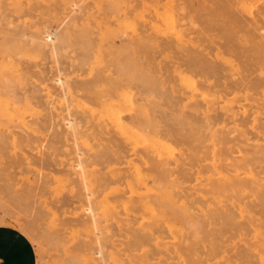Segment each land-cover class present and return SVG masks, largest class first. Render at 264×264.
I'll use <instances>...</instances> for the list:
<instances>
[{"label":"rangeland","instance_id":"obj_1","mask_svg":"<svg viewBox=\"0 0 264 264\" xmlns=\"http://www.w3.org/2000/svg\"><path fill=\"white\" fill-rule=\"evenodd\" d=\"M21 1L24 12L0 1V215L22 219L31 230L37 264H186L180 200L163 195L164 172L150 145V101H184L175 74L183 54L211 61L212 43L198 34L211 25L216 31L214 1ZM25 21L42 37L57 30L56 60L32 55L25 42L24 50L15 48L13 29ZM238 65L228 71L233 77L246 73ZM117 101L126 102L119 108ZM78 154L83 160L75 163ZM84 190L92 192L89 204L81 200ZM91 218L93 229H86Z\"/></svg>","mask_w":264,"mask_h":264},{"label":"bare ground","instance_id":"obj_2","mask_svg":"<svg viewBox=\"0 0 264 264\" xmlns=\"http://www.w3.org/2000/svg\"><path fill=\"white\" fill-rule=\"evenodd\" d=\"M213 1L215 33L213 28L212 33L208 30L212 25L208 29L207 26L201 29L200 27L205 23L199 25L201 34L195 31L199 33L202 42L212 43L210 48L212 52H209L212 55L211 61L204 59L203 62L198 56L197 61L196 55L191 56L187 53L182 55V63L180 67L175 68L177 69L175 74H178L179 90L183 96L181 100L184 101H150L153 114L151 127L149 126L150 145L158 155L161 170L164 172L161 179L164 182V194H162L171 200H180L179 208L183 218L182 245L186 264H264V75L262 74L264 0ZM11 3L15 12L25 9L21 0H12ZM34 26L35 23L28 26L26 21L25 24L23 22L15 26L13 30L20 43L13 45H16L15 48L18 47V50L23 46L24 50L26 47L23 44L27 43L29 51L31 49L34 53L32 55L37 57L45 54L56 60L58 58L56 41H61V38L58 39L57 30L55 29L51 36L42 37L41 33L32 29ZM184 32L183 29V34H186ZM0 44L2 46V43ZM240 62L246 73L233 77L230 72H233L234 67L236 70ZM229 70L231 71L228 73ZM206 73H210V76H206ZM55 80L61 94L65 95L67 89L63 78L57 75ZM118 102L122 105L126 101H117V105ZM113 103L111 107L114 109L116 103L114 105ZM108 104L106 105L110 106ZM25 106L34 112V108L28 102ZM44 107L40 106L41 109ZM25 108L24 110H27ZM97 109L100 110L101 107ZM105 109L103 110L107 112L109 108ZM40 110L38 109V112ZM122 110L125 109H120L118 114L123 113ZM35 112V114L29 113L31 116H37V111ZM143 112H140L143 116L140 114L139 118L144 117L145 112ZM3 114L7 115V110ZM23 114L20 112V115ZM40 115H43L42 112ZM109 116L113 117L111 114ZM108 118L102 120L106 121ZM74 119L69 118L68 122L75 121ZM112 122L116 125L114 121ZM68 129L73 132L71 126ZM134 133L136 135L139 132ZM80 154L75 158V163L83 160L80 159ZM135 181L136 184H143L140 176H136ZM127 184L134 183L127 182ZM83 192L81 200L89 204L92 192L85 190ZM171 200L169 205L172 207ZM92 218L84 222L86 229L92 226L89 225L94 222ZM21 220L13 216L0 215L1 224L13 225L33 238L31 230ZM100 231L98 229V232H95L96 238H94L97 250L100 249L102 241V231ZM82 256L85 261L86 257Z\"/></svg>","mask_w":264,"mask_h":264},{"label":"crops","instance_id":"obj_3","mask_svg":"<svg viewBox=\"0 0 264 264\" xmlns=\"http://www.w3.org/2000/svg\"><path fill=\"white\" fill-rule=\"evenodd\" d=\"M2 224L0 225V264H37L35 246L28 235L13 225Z\"/></svg>","mask_w":264,"mask_h":264}]
</instances>
